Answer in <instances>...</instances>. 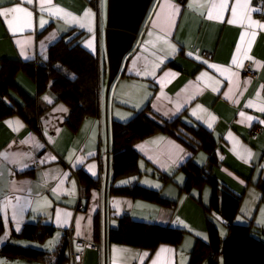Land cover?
I'll return each instance as SVG.
<instances>
[{"label":"crops","instance_id":"1","mask_svg":"<svg viewBox=\"0 0 264 264\" xmlns=\"http://www.w3.org/2000/svg\"><path fill=\"white\" fill-rule=\"evenodd\" d=\"M213 2L219 0H154L133 48L123 59L108 99L105 37L108 0H52V5L78 17L90 9L94 15L85 19L86 27L83 28L41 11L40 0H33L30 5L22 4L21 0H5L0 5H19L33 13L32 27L15 34L6 22L10 17H0V60L37 59L72 30V36L82 34L79 37L82 45L98 56L103 74L101 114L84 119L77 129L69 123V105L55 101L52 96H47L51 107L41 115L38 127H33L18 114L0 118V154H4L0 155V216L5 224L0 247L9 242L31 246L53 253L50 264H73L77 242L85 240L100 246L92 264H153L154 260L157 264H189L197 241L210 240V221L219 229L220 248L231 223L253 225L264 240V223L261 222L264 220L261 211L264 210V123H261L264 112L258 110L264 106V30L249 26L247 19L240 22L247 16L252 21L264 23V14L253 11L264 10V6H258L254 0H240L241 5L247 2L248 7H237V15L233 17L232 8L237 0H227L226 8L215 10L221 13L222 20H209L207 11ZM195 3L206 6L202 9L190 7ZM16 15L14 27H24L28 18L24 13ZM41 18L47 21L43 27H40ZM229 19H236L237 23L229 24ZM252 32L256 33L255 37ZM17 41H29L24 44V54ZM249 42L248 55L252 60L244 59L243 55ZM169 44L175 46L174 52ZM237 46H240V53L236 51ZM234 56L238 64L243 61V67L232 63ZM247 64L253 66V75L244 72ZM17 81L29 95L37 94L36 81L28 74L20 72ZM11 96L24 104L16 93L12 92ZM249 102L252 107H248ZM148 105L163 120L181 117L186 123L184 129L189 133L188 139L157 131L136 140L133 147L140 154L141 173L122 178L116 184L137 182L158 190L168 200L167 204L111 192L115 164L112 120L127 122ZM242 112L245 115L242 116ZM209 114L216 118L211 128L206 123ZM248 117L253 119L249 121ZM16 121L23 126L19 127ZM187 125L211 132L215 140L212 154L200 146V139ZM192 137L198 140V144L192 140L197 149L189 144ZM236 141L240 147L234 151ZM244 148L251 150L252 158L245 160L237 155V151ZM190 160L206 169L220 190L227 189L241 198L234 217L223 208L211 210L214 197L211 182H195L184 189L189 175L182 166ZM90 165L95 166V175L88 170ZM82 175L96 184L89 186L82 181ZM124 181L129 183H122ZM143 181H150L151 185ZM54 188L57 189L55 194ZM125 215L180 228L186 235L178 244L161 243L155 250L111 241V231L119 227ZM177 218L183 225L175 223ZM39 222L55 228L54 234L45 241L18 235L27 224ZM67 233L72 253L62 256L59 263L60 245ZM49 241L56 243L46 247ZM162 248L173 251L160 252ZM214 257L211 251L203 264H209ZM216 257L218 264H226L221 252ZM46 263L0 252V264Z\"/></svg>","mask_w":264,"mask_h":264},{"label":"trees","instance_id":"2","mask_svg":"<svg viewBox=\"0 0 264 264\" xmlns=\"http://www.w3.org/2000/svg\"><path fill=\"white\" fill-rule=\"evenodd\" d=\"M82 35V34H81ZM81 35L72 36V30L56 41L46 53L33 60H19L4 58L0 60V118L11 115H20L33 127H38L40 117L51 104L44 99L52 96L55 101H64L71 108L69 123L78 128L84 119L96 117L102 111V68L96 54L86 49L80 41ZM24 72L36 81L37 94L29 95L17 81L18 74ZM16 93L23 99L24 104L15 101L11 94ZM186 123L178 117L166 121L155 114L150 105L139 111L131 120L120 122L112 120L114 183L111 192L127 195L134 198L167 204L168 200L162 197L158 190L145 187L137 182L129 184H116L122 178H130L141 173L139 152L133 147L136 140L146 137L157 131H167L179 138H187ZM201 141L200 146L212 154L215 149V140L211 132L204 128L195 130L190 126ZM191 132V130H190ZM188 139V138H187ZM186 139V140H187ZM190 138L189 144H192ZM188 173L189 180L184 189L193 183L209 181L214 186V197L211 210L226 209L234 217L241 204V198L227 189L220 190L217 181L211 177L206 169L198 166L192 160L182 166ZM82 181L94 186L95 181L82 175ZM5 224L0 216V237L4 233ZM55 228L48 223L39 222L27 224L20 237L37 241H45L53 235ZM258 229L249 224L231 223L228 235L222 248H220L219 229L210 221L208 242L199 239L191 251L189 264H203L204 259L212 251L215 257L209 264H218L217 255H224L226 264H264V240L259 236ZM186 231L180 228L167 227L158 223L139 221L130 215H125L117 229L110 233V240L128 243L142 248L155 250L161 243L178 244L185 237ZM71 238L66 234L65 241L60 245L57 262L61 263L62 256L68 257L71 252ZM0 252L18 257L39 259L49 263L51 252L31 246L7 243L0 247Z\"/></svg>","mask_w":264,"mask_h":264},{"label":"snow or ice","instance_id":"3","mask_svg":"<svg viewBox=\"0 0 264 264\" xmlns=\"http://www.w3.org/2000/svg\"><path fill=\"white\" fill-rule=\"evenodd\" d=\"M4 2H5V0H0V5H2ZM9 2H11V0H9ZM21 3L30 5V4L33 3V0H21ZM40 4H41V11H46L51 16H55V17L64 19L66 24H69V25L78 24L82 28L86 27L85 19L94 15V13H92L90 9H86L84 11V13H83V16L82 17H78V16L74 15L73 13L66 11L63 8L56 7V6L52 5V0H40ZM205 6H206L205 4H200V3L190 4V7H195L197 9H202ZM226 7H227V0H219L218 3L217 2H213L210 5V7L208 8L207 19H209V20H222L221 13L219 11H215V10L224 9ZM237 7L247 8L248 4L246 2L245 4L241 5L240 4V0H237V4L232 8L233 17H235L237 15ZM175 10L176 9H174V11ZM253 11H257V12H260L261 14H264V10H262L260 8L253 9ZM214 12H215V14H214ZM19 13H24L28 19H27L24 27L16 28V27H14V22L17 19V15L16 14H19ZM201 14L203 15V13H201ZM32 16H33V13L31 11H29L28 9H26L24 7H21L19 5L15 6V7H0V17H5V18L10 17V18H8L6 20V22L8 24L9 30L12 31L13 34H15L17 31H24L25 27L26 28H31L32 27V23H31ZM245 19L248 20L249 26L255 25L256 27L264 30V23H261L259 21H252L251 18L247 17V16L241 18L240 22L243 23ZM46 23H47L46 20H44L43 18L40 19V27H43L44 24H46ZM227 23L235 24V23H237V20L236 19H229L227 21ZM251 35L253 37H255L256 33L252 32ZM158 39H164V38L163 37H158ZM242 39H243V37H242ZM17 43L21 44V52H22V54H24L23 53L24 44L29 43V41H24L23 43H21L20 41H17ZM165 43H167V40H165ZM90 46L91 45L89 44V47ZM168 46L171 49V51H173V52L175 51V46L174 45L169 44ZM250 48H251V42H249L248 49L245 50V52L243 54L244 55V59L252 60V57L248 55V51L250 50ZM236 51H237V53H240V51H241L240 46H237ZM189 55H192V53H189ZM197 59H199V57H197ZM232 63L233 64H238L237 57L234 56ZM211 66L212 67H216V65H211ZM238 67H243V61L242 60L239 62ZM224 71H229V70L228 69H224ZM165 75L167 76L169 74L165 73ZM232 75H237V74L236 73H232ZM215 90L216 89H214V91ZM44 99L46 101L49 100V98L47 96L44 97ZM252 106H253L252 103L249 102L248 107H252ZM258 110L260 112H264V106L259 107ZM64 111H66V109H64ZM193 114L195 115V111H194ZM241 115L243 116L245 114L242 112ZM215 119H216L215 116H212L211 114H209L208 120L206 121V123H207L209 128L212 127V123L215 121ZM247 119L249 121H251L253 119V117H248ZM7 123L11 124L12 122L8 121ZM261 123H264V121H261ZM16 124L19 127L23 126L22 124L19 123V121H16ZM16 130H18V128ZM238 147H240L239 146V142L236 141V147H234V151H236ZM0 155H4V154H0ZM89 155H91V153H89ZM237 155H239L241 159H245V160L250 159V158L253 157V153L251 152L250 149H247V148H244L242 151H237ZM7 158L8 157L5 155V159H7ZM53 159H55V157H53ZM79 162L82 163L83 161L80 160ZM94 168H95L94 165H90L89 169H88L90 172H92L93 175H95ZM122 183H129V181H124ZM143 183L151 185L150 181H143ZM73 184H74V182H73ZM155 187L158 188L159 185L157 184V185H155ZM52 191L55 194L57 192V189L54 188V189H52ZM137 206L140 207L141 205L138 203ZM117 207L119 208V202H117ZM261 211H262V214H264V210H261ZM57 220L59 221V215L57 216ZM261 222L264 223V220H262ZM175 223L183 225V221H180L179 218H177V221ZM205 239H206V237H205ZM55 243H56V241H49V243L46 245V247H53ZM80 250L81 249L79 248V246H77V251H80ZM121 251H127V250H121ZM170 251H173V250L172 249H166V248H162L160 250V252H170ZM160 252L157 253V256L160 255ZM143 255L146 256L147 253H144ZM153 264H157V261L154 260ZM182 264H183V262H182Z\"/></svg>","mask_w":264,"mask_h":264},{"label":"water","instance_id":"4","mask_svg":"<svg viewBox=\"0 0 264 264\" xmlns=\"http://www.w3.org/2000/svg\"><path fill=\"white\" fill-rule=\"evenodd\" d=\"M154 0H108L106 46L109 76L106 96L118 75L125 55L133 48Z\"/></svg>","mask_w":264,"mask_h":264},{"label":"built area","instance_id":"5","mask_svg":"<svg viewBox=\"0 0 264 264\" xmlns=\"http://www.w3.org/2000/svg\"><path fill=\"white\" fill-rule=\"evenodd\" d=\"M254 1L260 7L264 6V0ZM244 72L253 75L255 70L251 64H247L244 68ZM77 246H79L81 250L77 251V247L74 250L72 257L73 264H92V261H94L100 250L99 244L94 241L79 240Z\"/></svg>","mask_w":264,"mask_h":264},{"label":"rangeland","instance_id":"6","mask_svg":"<svg viewBox=\"0 0 264 264\" xmlns=\"http://www.w3.org/2000/svg\"><path fill=\"white\" fill-rule=\"evenodd\" d=\"M108 76H109V70H108Z\"/></svg>","mask_w":264,"mask_h":264}]
</instances>
